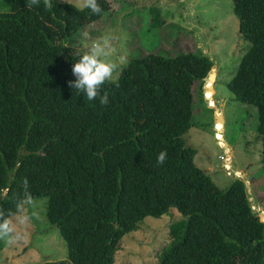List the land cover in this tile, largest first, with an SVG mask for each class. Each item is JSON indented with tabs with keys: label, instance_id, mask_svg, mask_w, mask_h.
Wrapping results in <instances>:
<instances>
[{
	"label": "trees",
	"instance_id": "16d2710c",
	"mask_svg": "<svg viewBox=\"0 0 264 264\" xmlns=\"http://www.w3.org/2000/svg\"><path fill=\"white\" fill-rule=\"evenodd\" d=\"M97 2L99 15L61 0L49 8L10 0L0 12V210L16 213L25 179L33 198H49L68 257L41 264H116L123 236L172 207L181 216L156 264H264V215L246 181L234 177L221 189L184 138L194 125V84L206 87L215 71L211 57H132L102 86L106 105L69 87L76 58L67 41L112 10L110 0ZM233 4L250 47L227 87L258 110L264 167V0Z\"/></svg>",
	"mask_w": 264,
	"mask_h": 264
},
{
	"label": "rangeland",
	"instance_id": "374dc122",
	"mask_svg": "<svg viewBox=\"0 0 264 264\" xmlns=\"http://www.w3.org/2000/svg\"><path fill=\"white\" fill-rule=\"evenodd\" d=\"M110 2L112 10L103 19L85 26L67 42L72 46L87 45L105 35L114 38V52L109 59L121 54L127 57L114 80L132 57L146 52L174 56L204 51L213 59L216 68L205 80L206 87L202 88L199 81L194 84V125L184 135L186 143L197 151L196 164L221 189H226L234 179L223 169L227 168L229 173L241 178L245 177L242 172L245 171L246 177L253 178L254 185L260 184L264 193L262 143L256 131L258 110L253 105L240 103L227 87L250 47V41L240 32L233 0ZM70 3L83 8V0H70ZM9 10L10 0H0V12ZM82 33L86 38H82ZM215 134L227 152L226 161L220 157L225 152ZM262 198L264 203V195ZM34 199L39 217H32L26 225L18 226L20 238L12 243L7 238L0 239V264H41L68 257L66 240L48 218L49 198ZM31 211L27 208L25 214L31 215ZM180 216L181 213L172 207L162 217H146L136 230L121 239L116 264H156L157 254L168 243L169 225Z\"/></svg>",
	"mask_w": 264,
	"mask_h": 264
},
{
	"label": "clouds",
	"instance_id": "9594fccd",
	"mask_svg": "<svg viewBox=\"0 0 264 264\" xmlns=\"http://www.w3.org/2000/svg\"><path fill=\"white\" fill-rule=\"evenodd\" d=\"M67 2L70 4V0ZM39 4L40 0H27V7L29 8ZM44 5L46 8L51 7V0H44ZM76 7L77 10H82L78 5ZM83 8L90 9L94 15L102 13L97 0H83ZM82 38H86V34L82 33ZM72 48L71 55L76 58L72 67V74L76 79L68 82L69 87L74 89L76 94L84 93L89 101L98 98L100 104H108L109 96L107 92L101 94L102 86L107 82H114V75L120 66L126 62L127 57L121 54L115 59H109L114 52V38L107 35L92 40L87 45H74ZM166 158L167 153L165 151L160 152L157 163L163 164ZM27 184L28 181L25 179L24 196L16 205V213H5V211L0 210V239L7 238L9 243L20 238L18 226L26 225L32 217H39L37 201L28 191ZM27 208L32 209L31 215L25 214Z\"/></svg>",
	"mask_w": 264,
	"mask_h": 264
},
{
	"label": "crops",
	"instance_id": "0c3cea01",
	"mask_svg": "<svg viewBox=\"0 0 264 264\" xmlns=\"http://www.w3.org/2000/svg\"><path fill=\"white\" fill-rule=\"evenodd\" d=\"M242 172L245 174V177H242V178L246 181V184H247L248 189H249L248 191H250V194L252 195V197H251L252 204L253 203L256 204L258 206V209H260V208L263 209L262 207H264V203L262 202V200H263L262 197H263L264 193H263L262 187L260 186V184L254 185V179L253 178H250V179L247 178L246 177L247 173L245 171H242ZM249 180L251 181V184H249L250 183Z\"/></svg>",
	"mask_w": 264,
	"mask_h": 264
},
{
	"label": "built area",
	"instance_id": "2783aa9c",
	"mask_svg": "<svg viewBox=\"0 0 264 264\" xmlns=\"http://www.w3.org/2000/svg\"><path fill=\"white\" fill-rule=\"evenodd\" d=\"M216 132H217V130H216ZM215 132V133H216ZM216 136V140H218V144L223 148V146L220 144V139L218 138V134H215ZM223 150H224V152H225V155H221L220 157H221V159H223V160H227L228 159V155H227V152H226V150L223 148ZM226 166V163L224 162V167ZM228 170V169H227ZM229 172V171H228ZM252 201V200H251ZM252 207H253V209L255 210V211H258V212H260L261 214H264V209H258V206L256 205V204H252Z\"/></svg>",
	"mask_w": 264,
	"mask_h": 264
},
{
	"label": "water",
	"instance_id": "95a60500",
	"mask_svg": "<svg viewBox=\"0 0 264 264\" xmlns=\"http://www.w3.org/2000/svg\"><path fill=\"white\" fill-rule=\"evenodd\" d=\"M223 169H224V170H225V171H226L231 177L234 178V177L236 176V174H234V173H229L228 170H227V168H223ZM236 177H237V176H236Z\"/></svg>",
	"mask_w": 264,
	"mask_h": 264
}]
</instances>
